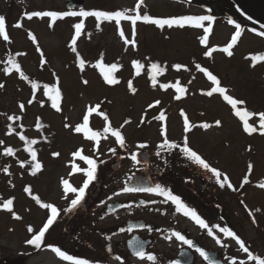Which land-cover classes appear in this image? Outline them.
<instances>
[{"label": "rangeland", "instance_id": "1", "mask_svg": "<svg viewBox=\"0 0 264 264\" xmlns=\"http://www.w3.org/2000/svg\"><path fill=\"white\" fill-rule=\"evenodd\" d=\"M32 1L37 3L39 0ZM93 1L87 0V6ZM136 1L109 0L108 5L112 11L118 8L131 9ZM52 4L51 0H46V9H50ZM145 6L150 10L149 16L154 19L177 15L164 1L150 0ZM142 12L143 6L137 13L143 16ZM43 26H28L31 29L29 31L35 33V46L40 52L35 50L33 42L24 40L21 34L14 33L13 50L18 51L14 52L15 55L21 54L16 60L20 70L29 80L43 85L50 83L59 89L60 111H54L55 109L46 104L45 95L41 91L31 100V91L25 85V80L20 79L14 69L6 74L4 69L0 68V84L3 85L0 87V147L13 145L15 150L25 147L18 137L6 134L10 123L9 116L24 115L22 124L26 128V139H41L40 132L33 130L38 119L42 123L40 128L44 130L45 139L52 136L49 139L50 147L46 148L44 143L35 145L42 146L40 148L43 149V168L37 176L38 181H21V178L16 177L10 179L6 173H0V206L13 195L15 202L12 211L20 217L15 221L11 219L12 211L0 209V246L20 249L25 238L31 233L28 228L33 229V223L36 226L34 228L39 231L42 214L37 206L29 205L22 189L26 185L25 182L33 186L34 192H45L48 204L56 209L70 207L75 194L65 193L62 181L67 180L78 189L83 186L86 179L84 170L88 168L85 161L73 156L77 150H81L82 155L96 162L100 175L110 184L111 196L102 203L103 208L106 204L114 202L122 205L121 210L107 219L106 225L115 226L136 217L154 224L155 215L159 226L158 249L159 254L163 256L171 255L169 246L164 244L178 246L173 233L184 232L186 229L191 231V236H200L199 240H204V244H225L229 247L237 244L236 240L217 230H212V235L208 232L207 237L202 238V228L177 212L175 205L164 198L158 197L159 200L154 204L155 197L149 193L141 197L147 204L136 207L137 195L123 191L125 184L134 176L164 173L163 166L168 159L161 153L152 158L149 155L147 168H143L131 158L132 155L137 157L142 152H154L165 138L161 136L163 127L166 138L177 144L176 149L183 146L186 139L192 150L209 163L210 167L221 173L217 178L210 172L214 186L219 184L217 179L222 182L223 177L227 176L232 187H236L239 186L240 180L247 176L250 185H243L237 191L238 200L223 199V202L227 216H234L236 221V236L244 244H260L257 245L256 252L261 253L264 244V188L258 185L264 183V135L260 134L258 124L259 114L264 113V85L261 87L264 82V61H253L252 57L264 53V40L247 31H240L236 44L230 49L232 54L228 55L222 49L231 42L236 28L221 21L204 25L210 30L206 44H201L200 40L205 36L203 30L164 28L158 31L153 24L136 23L133 36L130 20H121L119 25L113 20L102 30L92 31L87 40L85 32H81L76 48L86 64L83 71L78 64L76 67V54L68 46L74 32L63 26L56 33H47L48 30H45L44 34ZM24 28L26 29L25 23L21 29ZM89 28H92V24L87 25V29ZM121 31L124 38L130 42L134 40L135 44L126 45L120 36ZM1 45L0 43V65L5 63L1 62L5 59ZM209 49H215L211 54L210 63L203 60ZM217 49H220V52L216 51ZM116 58H119L118 65L122 67L117 68L119 74L114 73L119 83L111 86L103 82L94 65L102 60L107 66ZM41 60L44 61L43 64ZM136 60L141 61L146 68H151L152 61L160 66L162 72L156 76L155 85H150L144 76H134L133 62ZM176 64L181 65V68L177 70L174 67ZM197 65L216 76L219 86L226 89L224 95L243 102L237 105L236 111L252 112L248 122L258 129L256 132L248 134L243 131V121L235 114L233 108H229L221 100L222 94L207 95L216 85L199 69L195 73ZM84 81H87V84ZM129 81L135 92L129 89ZM164 84L169 87L162 88L161 85ZM177 84L185 89L184 93L176 92ZM177 95L180 96L179 99L176 98ZM29 100L32 103H29ZM20 104H24L23 110L20 109ZM97 105L98 112L89 115V128L100 135L96 140H91L83 132L77 133L75 128L83 123L87 109ZM149 105L153 107L150 108ZM160 112L165 114L164 121L156 119ZM182 112L184 115H181ZM98 113L107 115V123L111 128L121 132L125 141L123 146L116 142L110 132L103 131L106 121ZM185 117L190 125H193L187 132L184 130ZM216 121L221 122L219 126ZM66 124L68 127H65ZM203 124H208L209 127L203 128ZM141 144L145 146L141 148ZM113 149L115 151H112ZM123 149H127L130 156L119 163L120 168L115 171L112 166L117 164L115 159L122 155ZM54 153L58 155H53ZM174 155L173 160L178 162L177 165L182 170L190 168L188 163H193L191 160L186 159L184 162L183 157L179 158L177 153ZM16 157L25 160L22 152H18ZM249 163L253 165L250 173ZM73 165L81 171H74ZM3 167L7 166L5 161L0 159V170ZM22 176H25V173ZM11 186H16V189H10ZM154 205L158 210L156 213ZM99 213L100 211L95 215L98 216ZM205 223L208 229L211 228L212 222ZM217 240L220 241L219 244ZM42 262L48 264L52 259L49 256H36L31 259L30 264Z\"/></svg>", "mask_w": 264, "mask_h": 264}, {"label": "flooded vegetation", "instance_id": "2", "mask_svg": "<svg viewBox=\"0 0 264 264\" xmlns=\"http://www.w3.org/2000/svg\"><path fill=\"white\" fill-rule=\"evenodd\" d=\"M85 1V6L83 10L85 11H108L111 7L108 5L109 0H94L91 5L87 6V0ZM150 0H137L134 7L131 9H126L129 12L136 11V9L140 10L143 6V11L148 9L145 6V3ZM154 1V0H151ZM157 1V0H156ZM166 2L171 10L177 13L178 17L183 16H211L213 17L211 22L221 21L233 27L236 25H240L241 31H247L250 34L262 38L264 40V36L259 33L264 32V0H226L229 5L232 7L234 11L249 19L248 21H244L242 18L234 15L230 11H228L223 3L220 0H158ZM53 4L50 9H46V0H39L37 3L32 0H0V15L5 17V31L9 36V39L5 41L3 37H0L1 47L3 48V56L5 59H2L5 63L0 65V68L4 69L7 65L8 59L11 57L15 60V57L21 55H15L14 52H18L15 49L13 50V46L15 43L14 35H20L24 40H30L29 30H31L29 25L39 24L44 25L42 31L48 30L47 33H56V31H60L63 26H66L68 29H74V24L80 22L81 20L84 23V28L82 31L87 29L88 24H92L93 29L96 26L97 20L95 17H78V16H67L62 19H57L56 21H51L48 17H33L31 19L27 18V14L33 11H57V12H66V11H80V10H67L65 8V0H51ZM137 4L140 5L137 8ZM31 7H34L32 10ZM147 7V8H146ZM194 11V12H192ZM178 13H181L179 15ZM233 21V23H229V21ZM19 23H25L26 29H21V27L17 28L15 25ZM109 26L108 21H101V25L99 29H103V27ZM260 26V27H259ZM90 29V28H89ZM35 33H31L34 36ZM45 34V32H44ZM26 36V38H25ZM35 37V36H34ZM30 43V42H29ZM2 50V49H1ZM17 62V60H16ZM5 65V66H4ZM7 148L13 149V155L9 156L5 154V150ZM23 149H25L23 147ZM22 149V150H23ZM4 151L0 156L2 161H5L7 167H3L0 170V173H6L10 179L21 178V181L34 180L38 181L39 178L36 176H20L17 171H21L25 164H27V160H18L16 159L15 154V146L8 145L6 146ZM20 151V150H19ZM38 157H42V151L39 150ZM40 163V162H39ZM23 164V167H21ZM42 166V165H41ZM7 168L8 171L5 172L4 169ZM43 166L41 167V169ZM190 175L187 180H185V186L187 190H190L192 193H197L200 198L206 202L207 198L212 197L213 191L217 192L216 188L219 184L214 186V179L210 176V172L206 173V170L201 168L200 166H195L194 169H190ZM41 172V171H39ZM189 183V185H187ZM25 186L22 187L24 191V195L29 201V205L32 204L37 206L42 214L41 223L39 230L43 227V225L47 222L49 215L51 214L50 209H46L40 206V204H48V196L45 192L41 194L34 192L32 190L33 186L29 183L25 182ZM159 184L161 187L170 190L171 185L164 181L163 178H154L153 187ZM25 188H29L30 191L26 192ZM10 189L15 190V186H11ZM179 193V197H183L189 195V193ZM30 198H29V196ZM152 193V197H155L154 204H156V200H159V195ZM33 197H38L40 200V204L36 202ZM141 195H137L135 200H137ZM214 197V195H213ZM215 198L217 199V205L211 208L210 206H205L204 204L199 205L198 207L195 205L194 210L197 214L206 221L211 223V232L212 230H217L221 232L220 229L227 227L229 230L235 233L236 235V221L233 219L234 216H227L225 212V204L223 199L227 201H237V186L231 188V192L229 193L228 187L222 191H219L215 194ZM8 199L13 201L12 210L14 209L15 198L13 195L9 196ZM103 204H98L96 207L93 204L87 209L79 210L77 207L72 209L71 211H66L69 207L57 209V217L53 224L50 226L48 231L45 233V237L39 249H36L34 246L27 244V241L32 238L33 235L37 234L35 228V224L33 223V231L26 237L25 242L21 244V248L14 250L10 248H2L0 246V264H30L32 258L36 256H49L52 259V262L48 264H71L70 261L61 260L57 257L49 246L59 247L62 251H64L67 255H71L76 257L77 259L87 260L89 264H174L177 262L178 255L186 251L189 253L181 264H208V260L202 257L196 250L192 249L193 247L201 248L206 253L209 252V259L215 261V264H256L254 260L248 259V253H245L241 250L239 244H233L232 246H228L225 244H220L217 246H211V244H204L201 242L200 236L193 237L191 236V231L186 229L184 232H179L182 236L187 240L192 241V247H189L187 244H184L182 241L178 240L175 235H173L177 239L178 246L173 244H164V246H169V250L171 251L170 256L160 255V251L158 249V233L159 226L157 223L156 216L154 215V224L153 227L147 228L144 227L142 229H138L135 231H129L127 229L126 224L129 221H144L146 225L149 223L143 220L140 217L131 218L126 221H123L120 224H116L115 226L106 225L107 219L112 215H106L105 209L103 208ZM197 207V208H196ZM221 207V210L218 208ZM155 208V205H154ZM100 211L99 215L96 216L95 213ZM13 212V211H12ZM158 212L155 208L154 213ZM201 214V215H200ZM191 221H193L190 217H188ZM13 220H19L12 217ZM214 221V222H213ZM194 222V221H193ZM195 223V222H194ZM35 227V228H34ZM201 228V227H200ZM123 229V231H121ZM203 236L202 238H206L209 232L208 228H202ZM223 233V232H221ZM224 234V233H223ZM115 238H118L115 240ZM140 238L141 240L147 241L148 244H128L132 239ZM257 245L260 244H245V246L249 249V252L252 253L253 256H258L264 259V244L261 249L262 252L258 253ZM143 249L146 256L145 258H140L135 255V252L139 249ZM153 255L155 257L154 261L148 260L147 255ZM117 257L119 259H117ZM40 264H45L44 262Z\"/></svg>", "mask_w": 264, "mask_h": 264}, {"label": "snow or ice", "instance_id": "3", "mask_svg": "<svg viewBox=\"0 0 264 264\" xmlns=\"http://www.w3.org/2000/svg\"><path fill=\"white\" fill-rule=\"evenodd\" d=\"M140 5L137 4V8H139ZM67 16H78V17H95L96 20L99 21H115L117 23V25H119L121 20H130L132 25H133V36H135V25L137 21H143L145 23H151L160 27H163L165 25L171 27L173 25H179L180 27H183L185 25H194L196 27H201L202 26V22L203 21H209L211 22L213 17L211 16H183L180 18H174V19H154L149 15H143L141 16L139 13H137L136 15H127L125 12L122 11H115V12H108V11H85V10H80L78 12L76 11H66V12H57V11H33L31 13L27 14V18L31 19L33 17H48L51 19V21H56L57 19H62L64 17ZM229 23H233V21H229ZM15 27L19 28L21 27V24L17 23L15 25ZM97 27H99V23L97 24ZM84 28V23L81 20L80 22L74 24V30L75 33L71 38V51L73 53H77V48H76V43H77V39L80 37L82 29ZM209 28H204V32H205V36L201 38L200 42L201 44H206L207 42V35L209 33ZM260 35L264 36V32L259 33ZM30 38H32L33 40H35V37L31 35V33H29ZM120 36L122 39H124V43L127 45L129 43H132L133 45L135 44V41H129L128 39L124 38V33L123 31L120 32ZM240 36V25H236V32L235 34L231 37V42L222 50L227 53L228 55H231L232 53L230 52V49L233 47L234 44H236L238 37ZM0 37H3V39L5 41H7L9 39L8 34L5 31V17L3 15H0ZM215 49H209V51H207L205 53L206 56H210L212 54V51H214ZM253 61H264V55H260V56H253L252 57ZM76 61L78 64V67L83 70L84 66H85V61L84 59H82L79 54L77 53L76 56ZM41 63L43 64L44 61L41 60ZM7 65L4 68V72L7 73H11L13 71V69L18 72L20 74V77L24 80H27L28 77L24 75V73L20 70V65L13 59V58H9L7 61ZM96 68H98L100 70V73L103 77V80L108 84V85H115L117 83H119V81L117 80V78L115 77L114 73L117 71V64H111V65H105L102 60L101 61H97V63L94 65ZM133 66L136 69L137 74H139L140 69L143 67L139 62L134 61L133 62ZM174 67L178 70L181 68V65L176 64L174 65ZM197 68L201 71L204 72L205 75L212 81V83L214 85H216V87H214L210 92L207 93V95L211 96L214 92L215 93H220L222 95L225 94L226 89L223 87L219 86V81L217 80L216 76L212 75L210 72H208L206 69L201 68L199 65H197ZM151 73H152V83L153 85L156 84V76L158 74H160L162 72V69L160 68V66L156 63L151 64ZM85 84H87V81H84ZM0 87H3L2 84H0ZM37 87L36 83L33 82L32 83V88L33 90H35ZM129 89H131L133 92H135V89L132 87V83L131 81H129L128 84ZM162 88H168L169 85L164 84L161 85ZM176 92L178 94H182L185 92V89L181 86H179V84H177L176 86ZM45 95L48 96V98L52 101V107L55 108L57 111H60V106H59V101L61 99V94L58 88L56 87H51L49 88L47 85L45 86ZM177 99L180 98L179 95H177L176 97ZM224 99L233 107V109H237V105L243 103L242 101H239L237 99H233L231 96L228 95H224ZM29 103H32L31 100H29ZM157 104L159 103V101L156 102ZM20 109L23 110L24 109V104H20L19 105ZM149 107H153V105H149ZM99 109V105H97L96 107H89L87 109V113L84 115L83 117V123L76 126L75 131L77 133L79 132H83L85 134L86 137H88L91 140H96L97 137L100 135L98 132H94L89 128V115L94 113V112H98ZM99 115H102L104 120L106 121L105 127L103 129V131L105 133H111L114 137L116 142L120 145L123 146L125 141L124 138L121 134V132L119 130H115L112 129L111 126L107 123L108 121V117L107 115L103 114V113H98ZM238 117H240V119L243 121V131L245 133L248 134H252L254 132H256L259 129V132L261 135H264V113H260L259 114V124H258V129L256 127H253L249 122H248V118L252 115L251 112L249 111H244V110H237L235 113ZM181 115H184L183 112L181 113ZM13 119H20V117H12L9 116L8 120H13ZM156 119L160 120V121H164L166 119L164 112H160L159 116L156 117ZM125 123H128V121H125ZM220 121H216L217 126L220 125ZM203 128H208L209 125L208 124H203L201 125ZM37 127H41V125L37 124ZM65 127H68V125L66 124ZM193 127V125H190L189 120L187 117L184 118V130L185 132L189 131L190 128ZM12 129L11 127L9 128V132H11ZM161 136H165V138L163 139V142L159 145L160 149H164V150H171V149H175L177 148V144L170 142L167 138H166V134H165V129L162 127L161 128ZM21 140H24L25 137L23 135H21L20 137ZM2 143V142H0ZM26 143L29 145V147L26 148V151L29 152L30 156H31V160H32V168H31V172L33 175H35L37 172H39L41 170V164L39 162H37V153L36 151L30 146L36 143L35 140L32 141H26ZM145 145L141 144L140 147L143 148ZM112 151H115L114 149ZM180 151L182 152V154L187 157V159L191 160L192 162H194L195 164H197L198 166H200L203 169L208 170L209 172H211L213 174V176L219 178L221 176V173L215 169L210 167L209 163H207L200 155L197 154L196 151L192 150L187 143V140L185 139L184 145L182 148H180ZM5 154L6 155H13V149L12 148H7L5 150ZM159 154V153H157ZM53 155H58V153H54ZM73 156L76 158H79L80 160L85 161V163L88 165V168L85 171V175H86V179L83 182V186L79 187L78 189L73 187L67 180H63V189L65 193H74L75 194V198L71 200L70 202V207L66 210V211H71L72 209H75L80 203L81 201L84 199L85 196V192L86 189L88 188L89 184L92 182V180L95 178V173H96V169H97V164L93 159H90L87 156L82 155L81 150H77L75 153H73ZM132 160H136L137 157L136 155H132ZM21 167H23V164H21ZM253 165L251 163H249L248 165V170L249 173L252 170ZM73 169L74 171H81L80 168H77L75 165H73ZM5 172L8 171L7 168L4 169ZM248 182V178L247 176H245L244 178V183ZM217 183L220 184L221 187H224L225 185L229 188H232L231 183H229L228 181V177L224 176L223 177V181L221 182L219 179H217ZM243 186V184L241 185V187ZM261 188H264V183H260L258 185ZM26 192H29L30 189L29 188H25ZM124 192H149V193H155L157 195L163 196L165 197L166 200L171 201L176 208L177 212L182 213L184 216L186 217H190L197 225H199L201 228H206L207 224L205 223V220L202 219L195 210H193L192 208L188 207L185 203L182 202V200L180 199L179 196L177 195H173V193L163 187H161V185L156 184L154 187H139V188H133V187H125L123 189ZM33 199L36 200V202L38 204H40V200L38 197H33ZM12 205H13V201L11 199L5 200L2 204L3 209L8 210V211H12ZM41 207L46 208V209H50L51 210V214L49 215L47 222L43 225V227L39 230V232L35 235L32 236L31 239H29L27 241V244L34 246L36 249H39L41 247V244L43 242V239L45 237V233L48 231V229L50 228V226L53 224V222L55 221L56 217H57V209L55 207H53L51 204H40ZM13 217L15 219H20L19 216H17L14 212H13ZM29 232H32L33 229L31 227L28 228ZM123 231V229L121 230ZM221 232H223L226 236L233 238L234 240H236V243L239 244L241 250H243L245 253H248V259L249 260H254L256 262V264H264V259L258 257V256H253L251 252H249V249L245 246L244 242L241 241L234 232H232L231 230H229V228L224 227L220 229ZM173 235H175V237L182 241L184 244H187L189 247H192V241L191 240H187L185 239L184 236H182L179 232H175L173 233ZM209 235H212L211 230H209ZM217 243L219 244L220 241L217 240ZM51 248V251L57 256L59 257L61 260L64 261H70L71 264H89V262L87 260H83V259H77L74 256L71 255H67L64 251H62L59 247H53V246H49ZM197 252H199V254L204 257L206 260H208V264H215V261H212L209 259L207 253L201 249V248H197L196 249ZM135 255L140 257V258H145L146 254L143 251V249H139L135 252ZM148 260L150 261H154L155 257L153 255L148 254L146 257ZM117 259H119L117 257ZM174 264H178V262H174Z\"/></svg>", "mask_w": 264, "mask_h": 264}, {"label": "trees", "instance_id": "4", "mask_svg": "<svg viewBox=\"0 0 264 264\" xmlns=\"http://www.w3.org/2000/svg\"><path fill=\"white\" fill-rule=\"evenodd\" d=\"M165 26L168 27V28H170L167 25H165ZM165 26H163V27H165ZM171 27H173V28L174 27H177V28H180V29H182V28H200V27H196L194 25H185L183 27H180L179 25H173ZM136 61L139 62L143 66V64H142L141 61H139V60H136ZM118 63H119V58H116V59H114L110 63V65L111 64H117L118 67H122V65H120V64L118 65ZM153 63H156V62L155 61L154 62L152 61L151 64H153ZM150 69L151 68L142 67L140 69V71H139V74H137L136 69H134L133 70V74L135 76H143V75H145L147 77V79H149L150 83L153 84L152 83V73H151V70ZM197 70H198V68H196L195 72H197ZM97 72L100 75V77L103 79V77H102V75L100 73V70L98 68H97ZM115 74H119V72L116 71ZM118 81H119V79H118ZM26 83H27L28 86H30L32 88V83H30V82H28V81L25 80V84ZM36 85H37L36 89L40 87V84H36ZM111 86H113V85H111ZM48 87L49 88L55 87V85H53V86L48 85ZM47 99H48V102H49V106L52 107V101L48 98V96H47ZM222 100H223V102L225 104H227V105H229L231 107V105L224 99V97H222ZM53 109H55V108H53ZM232 110L234 111L235 109H232ZM235 112H236V110H235ZM26 141L27 140H25V143H26ZM182 147L183 146H181L180 148H182ZM123 150L124 151H123L122 155L115 159L119 163H122L126 158H129V156H130L128 154L127 149H123ZM157 153L163 154L164 157H165V159H168V162L164 165V169H166V170H168V172H170V177L172 178V180H170V182H172L174 184L175 189L178 192L179 191L181 192L184 189H186V186L183 185V183H182L183 181H181L180 178L187 179L188 178V170H186V169H183L182 170L177 165L178 162L177 161L175 162L173 160V159H175V155L174 154H176V153L179 155V157L180 156H182V157L184 156L182 154V152L180 151V149H177V152H176V149L164 150V149L158 148L157 150L154 151V155H157ZM99 169L100 168L96 169L95 178L92 180V182L89 184L88 188L86 189L84 199L77 206V208L79 210L87 209L92 204L95 205V204H98V203L104 201L105 199H107L109 197V195L111 193V190H109L110 184L107 183V181L104 179V176L100 175ZM242 184L247 187L249 185V182L244 183V180H242L241 183H240V188L243 187V186L241 187ZM187 185H189V183H187ZM181 188H183V190ZM187 192H191V191L188 190ZM191 193H189L190 196L188 195V198L187 199H185V200L181 199L183 203H185L188 207H190L192 209H193L194 206L189 205L190 203H196L197 205H201V203L204 204L203 201L199 197H197V195L195 193H192V194ZM207 204L211 205V207H214L218 203H217V200H214L213 199L211 202H210V200H208L207 201Z\"/></svg>", "mask_w": 264, "mask_h": 264}, {"label": "water", "instance_id": "5", "mask_svg": "<svg viewBox=\"0 0 264 264\" xmlns=\"http://www.w3.org/2000/svg\"><path fill=\"white\" fill-rule=\"evenodd\" d=\"M224 7L230 11L231 13H233L234 15H237L239 17H242L240 15H238V13H236L231 6L228 4L227 1L225 0H220ZM83 7V0H66V8L68 9H72V8H81ZM248 21V20H247ZM250 22V21H249ZM252 24V22H251ZM254 25V24H252ZM263 28V27H262ZM264 29V28H263ZM250 112V111H249ZM138 162L146 165L148 164V156L145 153H142L138 156ZM114 170H118L119 169V165H115L113 166ZM126 187H133V188H139V187H152V181L150 179L149 176H141V177H135L133 178L129 184ZM133 193H147V192H133ZM145 201L140 199L136 202V206L142 207L145 205ZM121 208V206L119 204H110L107 206L106 209V214L110 215L114 212H116L117 210H119ZM145 226V223L142 221H137V222H128L127 223V229L129 231H134L137 229H142ZM148 228H152L151 225H147ZM128 244L132 245V244H148L147 241H142L139 238L137 239H132L131 241L128 242ZM208 257L210 256V253L207 252ZM188 256V254L186 252H182L179 256H178V264H181L183 262L184 257L186 258Z\"/></svg>", "mask_w": 264, "mask_h": 264}]
</instances>
